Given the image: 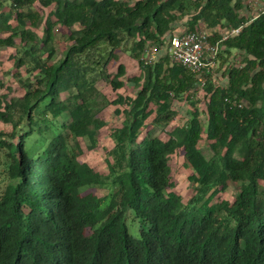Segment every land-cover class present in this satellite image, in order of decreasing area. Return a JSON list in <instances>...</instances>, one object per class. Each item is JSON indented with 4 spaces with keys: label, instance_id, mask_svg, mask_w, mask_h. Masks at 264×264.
I'll return each mask as SVG.
<instances>
[{
    "label": "trees",
    "instance_id": "trees-1",
    "mask_svg": "<svg viewBox=\"0 0 264 264\" xmlns=\"http://www.w3.org/2000/svg\"><path fill=\"white\" fill-rule=\"evenodd\" d=\"M243 10L242 0H0V49L20 53L23 88L0 96V121L12 126L0 129V264H264V12ZM179 22L180 33L241 26L223 40L221 30L209 34L225 85L213 72L202 84L163 52L146 61L147 47L162 50ZM57 26L70 30L60 54ZM123 46L138 62L127 79L139 88L109 100L97 81L124 87L125 66L107 69ZM200 88L205 123L195 106L167 138L158 134L177 115L174 101L195 103ZM111 103L125 105L124 119L104 174L80 157L82 141L97 145L106 125L99 113ZM184 146L195 191L187 202L169 164ZM228 181L234 198L217 200ZM90 186L108 192L85 193Z\"/></svg>",
    "mask_w": 264,
    "mask_h": 264
},
{
    "label": "rangeland",
    "instance_id": "rangeland-1",
    "mask_svg": "<svg viewBox=\"0 0 264 264\" xmlns=\"http://www.w3.org/2000/svg\"><path fill=\"white\" fill-rule=\"evenodd\" d=\"M249 9H244V14L249 17L253 16L254 11L258 9V4H251L248 6ZM35 9H37L44 16L47 14L48 9L41 6L39 3L35 4ZM204 27V30L207 34L212 33L214 30L224 29L220 27ZM185 29V26L179 22L177 24V30L175 33H180ZM35 31L41 35L42 28H35ZM70 30L64 26L56 27V41L55 46L60 54L68 44V35ZM19 43V39H17ZM105 47L101 52L104 54ZM165 49H162L164 53ZM118 55L117 59H113L109 62L107 69L111 74L116 73L118 64H123L126 68L125 85L123 88L114 90L109 82L104 79H99L97 81V88L101 90L102 94L106 96L109 100H114L117 98L119 94L123 96H135L139 86L135 84L133 81L128 80L127 78L133 75H138L140 70L138 66V62L133 59L129 52L125 49V47H121L116 50ZM20 55L15 47H5L0 49V96L8 95V96H16L23 93V88L20 86V83L15 75L17 72V68L14 66V55ZM59 56V55H58ZM106 56V55H105ZM241 55L238 56L237 62L240 63ZM23 75H25V69L21 68L19 70ZM213 76L216 78L218 84L225 85L227 83V78L222 75V69L216 70L213 72ZM195 103H191L188 100H175L173 103V107L177 111V115L171 123L165 128L156 127V132L161 134L164 138L168 137L169 131L176 126H181L184 124L188 118L190 117V111L193 110V107H198L200 110V117L202 122L205 123L204 112L206 110V102L207 98L205 97V91L200 88L192 98ZM125 108L124 104H114L111 103L107 105L100 113L99 116L105 120L106 125L103 126L98 135L97 145L89 149L85 145L84 141H82L84 146V153L80 157L81 161L88 163L93 166L97 171L101 173H108L109 171V163L111 161V157L108 153L109 150L114 146V138L112 132L115 128L121 126L124 113L123 109ZM119 110V112H117ZM154 114L147 121V126L143 130V134L147 131V129L152 128L151 120ZM11 124H7L0 121V129L3 130H11ZM208 140L206 138V134L203 133V136L200 141H198V146L205 150L207 146ZM187 148L179 147L177 148L171 155L169 159V164L171 168V178L170 181L173 184V189L183 196V200L187 202L194 194V188L191 184L189 176L192 174V167L186 161L185 152ZM6 184L5 178L1 176L0 178V191L4 188ZM237 184L232 181L227 182V188L220 190V193L217 200L221 199H233L236 193ZM85 193L92 192L96 195H103L108 192V189L104 186H90L84 190ZM130 230L135 232L137 230V224L130 225Z\"/></svg>",
    "mask_w": 264,
    "mask_h": 264
},
{
    "label": "built area",
    "instance_id": "built-area-1",
    "mask_svg": "<svg viewBox=\"0 0 264 264\" xmlns=\"http://www.w3.org/2000/svg\"><path fill=\"white\" fill-rule=\"evenodd\" d=\"M244 9H249L251 4H258V9L254 11L256 17L264 12V0H242ZM250 18V17H249ZM240 27H233L222 32V40L230 35L237 34ZM163 49L172 63L180 64L196 73L199 81L203 84L206 72H215L219 66L218 52L219 43H212L209 34L205 30L197 29L183 33H175L168 37ZM162 50L157 45L147 47L144 57L151 63L158 59Z\"/></svg>",
    "mask_w": 264,
    "mask_h": 264
}]
</instances>
